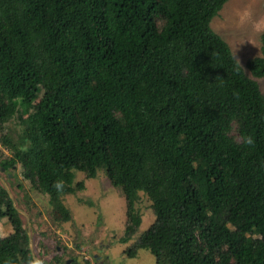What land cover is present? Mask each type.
<instances>
[{"label": "trees", "instance_id": "obj_1", "mask_svg": "<svg viewBox=\"0 0 264 264\" xmlns=\"http://www.w3.org/2000/svg\"><path fill=\"white\" fill-rule=\"evenodd\" d=\"M228 1L0 0V131L20 126L0 166H19L63 222L61 197L85 189L75 172L102 171L125 200V244L144 194L155 220L128 258L264 264V46L249 77L211 27ZM1 219L0 264H35L0 186Z\"/></svg>", "mask_w": 264, "mask_h": 264}, {"label": "rangeland", "instance_id": "obj_2", "mask_svg": "<svg viewBox=\"0 0 264 264\" xmlns=\"http://www.w3.org/2000/svg\"><path fill=\"white\" fill-rule=\"evenodd\" d=\"M211 27L227 42L244 72L251 77L245 64L249 59L259 57L264 46V0H229L212 20ZM258 83L263 99L257 97L255 100L264 105V79ZM19 131L17 119H13L5 125V131H0V138L4 133L14 136ZM9 155L0 143V160ZM80 181L84 182L83 191L61 197L70 215V221L63 222L50 198L22 179L19 166L8 170L0 166V186L7 191L21 216L34 262L62 264L75 260L78 264H155L154 257L145 250H139L135 258L125 255V250L155 220L146 196L139 193L140 200L135 209L141 223L134 237L125 244L119 241L127 222L121 193L110 186L102 171H98L94 179H85L82 173L75 172L74 184ZM11 233L6 220L1 219L0 237Z\"/></svg>", "mask_w": 264, "mask_h": 264}, {"label": "clouds", "instance_id": "obj_3", "mask_svg": "<svg viewBox=\"0 0 264 264\" xmlns=\"http://www.w3.org/2000/svg\"><path fill=\"white\" fill-rule=\"evenodd\" d=\"M248 142L251 143V139H249ZM54 186H55L56 188H59V187H60V183L57 182ZM29 264H31V262H29ZM35 264H39V262H35Z\"/></svg>", "mask_w": 264, "mask_h": 264}, {"label": "water", "instance_id": "obj_4", "mask_svg": "<svg viewBox=\"0 0 264 264\" xmlns=\"http://www.w3.org/2000/svg\"><path fill=\"white\" fill-rule=\"evenodd\" d=\"M18 211V210H17ZM68 263V262H67Z\"/></svg>", "mask_w": 264, "mask_h": 264}]
</instances>
